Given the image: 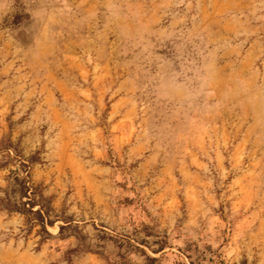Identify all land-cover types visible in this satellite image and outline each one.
Listing matches in <instances>:
<instances>
[{"label": "rangeland", "instance_id": "rangeland-1", "mask_svg": "<svg viewBox=\"0 0 264 264\" xmlns=\"http://www.w3.org/2000/svg\"><path fill=\"white\" fill-rule=\"evenodd\" d=\"M6 144L0 264H264V0H0Z\"/></svg>", "mask_w": 264, "mask_h": 264}, {"label": "trees", "instance_id": "trees-1", "mask_svg": "<svg viewBox=\"0 0 264 264\" xmlns=\"http://www.w3.org/2000/svg\"><path fill=\"white\" fill-rule=\"evenodd\" d=\"M6 144L4 147L0 146L5 154V161H2L0 164V169L3 167L8 166L9 162H15L19 159V155L12 154L11 147ZM2 147V148H1ZM9 150V151H8ZM8 151V152H7ZM11 153V154H10ZM23 168V173L21 176L18 173V168L14 171L10 170V175L12 176L9 181V184L12 188V192L14 194H18V202L10 203L7 206V209L10 212L19 213L26 217L27 223L30 226H38L39 231L38 233L42 236L50 237V234L47 231V227H53L55 225V221L51 220L48 216L47 212L44 211L43 206L38 203L37 198H40L39 192L36 190L37 187H34L33 183L31 182L29 176V165L24 163L20 164ZM42 199V198H41ZM63 226H59L61 230ZM152 261L155 259L149 258Z\"/></svg>", "mask_w": 264, "mask_h": 264}]
</instances>
